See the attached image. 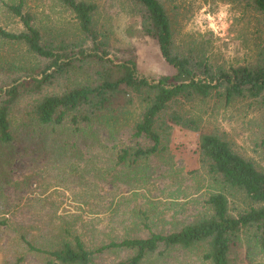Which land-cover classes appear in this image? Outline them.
<instances>
[{
    "label": "rangeland",
    "instance_id": "rangeland-1",
    "mask_svg": "<svg viewBox=\"0 0 264 264\" xmlns=\"http://www.w3.org/2000/svg\"><path fill=\"white\" fill-rule=\"evenodd\" d=\"M0 0V27L22 30V24ZM99 4L98 26L109 29L106 57L135 61L138 73L150 79L171 74L154 38L142 30L131 0H87ZM171 17L176 43L184 50L199 46L212 68L264 65V12L240 0H161ZM42 39L53 45L74 42L89 47L69 10L56 0H24ZM134 13V14H133ZM44 60L26 46L0 37V85L22 75ZM104 68L92 60H75L70 68L46 84L39 94H57L70 87L99 82ZM102 74L101 76L99 75ZM116 77V73H111ZM38 94L21 95L10 114L14 139L0 147V264H46L52 258L28 250L20 236L34 245L54 249L64 230L80 235L93 248L124 237H145L149 229L167 233L209 213L208 196L220 188L198 151L201 133H215L232 150L264 171V93L258 97L195 96L176 101L169 111H181L198 121L199 130L171 122L168 149L142 158L134 166L116 163L119 149L136 141L133 126L144 112L149 90L123 89L106 110L93 120L60 124H30V110ZM78 127V129H77ZM230 212L257 206L238 189H223ZM145 216V217H144ZM2 221V223H1ZM64 235V237H63ZM204 248L178 247L164 255H147L141 264H211L202 258ZM121 249L104 252L97 264H113L131 255ZM229 264H264V251L256 244L254 228L242 232L229 253Z\"/></svg>",
    "mask_w": 264,
    "mask_h": 264
},
{
    "label": "trees",
    "instance_id": "trees-1",
    "mask_svg": "<svg viewBox=\"0 0 264 264\" xmlns=\"http://www.w3.org/2000/svg\"><path fill=\"white\" fill-rule=\"evenodd\" d=\"M56 1L62 8L72 12L79 26L78 31L89 41V47H78L74 42H69V45L61 42L58 46L43 41L40 29L33 22V14L24 9V0L4 2L21 22L22 30L9 32L0 27V37L23 44L29 52L42 58L44 63L43 66L26 69L24 76L11 78L8 85H0V147L14 139L10 114L20 96L26 93L40 95L30 105L31 125L60 124L69 113L70 122L77 125L81 121L93 120L98 113L106 110L119 91H135L146 87L149 99L141 119L132 128L131 136L144 138L150 143L140 144L136 141L132 146L121 147L116 163L124 166H134L142 158L166 151L168 138L163 126L166 124V131H169L171 127L168 122L199 130L195 117L181 111H169L168 120L162 121V116L176 101L190 100L195 96L203 99L214 96L217 99L222 97L224 104L228 105L235 97H257L264 93V65L214 69L199 46L184 50L178 45L171 17L161 0H131L135 13L141 18L143 32L154 38L161 57L173 69L171 74L157 79L140 75L131 58L106 57L109 29L97 24L98 3L87 0ZM240 1L264 12V0ZM84 59H93L96 65L105 69L103 75L99 72L102 75L99 82L70 87L57 94H39L46 84L52 83L75 60ZM113 72L117 74L116 77L111 76ZM260 144L264 146V132ZM197 147L205 161L206 171L220 183L222 190L238 189L257 206L233 214L226 193L218 190L205 201L209 208L207 215L171 232L149 229L145 237H124L93 248L87 247L78 233L67 229L63 231L66 236L64 242L54 249L37 247L24 235L20 236L22 242L28 250L51 257L46 264H97L96 259L100 254L121 249L132 254L113 264H141L152 253L162 256L175 247L189 249L199 245L204 248L203 259L211 264H229L230 250L239 236L244 230L254 228L256 244L264 251V171L232 150L228 141L215 133H201ZM21 260V257L18 258L15 264Z\"/></svg>",
    "mask_w": 264,
    "mask_h": 264
},
{
    "label": "crops",
    "instance_id": "crops-1",
    "mask_svg": "<svg viewBox=\"0 0 264 264\" xmlns=\"http://www.w3.org/2000/svg\"><path fill=\"white\" fill-rule=\"evenodd\" d=\"M261 95H262V94H261ZM261 95H260V96H261ZM257 97H258V96H257Z\"/></svg>",
    "mask_w": 264,
    "mask_h": 264
}]
</instances>
